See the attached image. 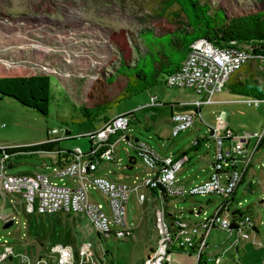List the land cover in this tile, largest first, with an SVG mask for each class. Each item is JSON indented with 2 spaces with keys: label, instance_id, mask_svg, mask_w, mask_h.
Instances as JSON below:
<instances>
[{
  "label": "rangeland",
  "instance_id": "rangeland-1",
  "mask_svg": "<svg viewBox=\"0 0 264 264\" xmlns=\"http://www.w3.org/2000/svg\"><path fill=\"white\" fill-rule=\"evenodd\" d=\"M179 1L0 0V66L21 68L31 75L35 68L32 63L41 64L46 68L42 73L50 75L52 84L47 117L14 100H0V124L7 125L0 128V146L31 147L47 143V133L54 129L69 130L77 138L57 142L52 151L23 153V158L13 160L14 168L8 171L9 175L48 173L57 167L59 151L66 152L76 146L83 150L89 148L84 137L103 123L84 120L78 109L86 103L94 81L99 76L110 78L124 64L136 65L152 49L150 40L171 37L174 43L178 31L190 26L188 9ZM201 3L210 4L213 11H223L228 19L264 10V0H201ZM160 26L173 34L164 33ZM251 69L258 81L264 83L261 67L253 64ZM164 80L162 76L153 89L113 107L108 116L134 113L137 120L125 132L130 138L147 143L158 154L174 161L187 156V163L176 174L178 184L187 190L200 187L209 178L215 159L212 130L225 127L236 135V143L248 146L250 151L255 149L258 138L264 136V103L257 108L249 107L244 102L247 97L231 94L225 88L215 95V104L202 108V118H197L192 128L173 138L171 116L193 113L191 104L202 97L193 90L167 87ZM154 96L157 101L152 105ZM196 140L200 142L198 147L194 146ZM147 173L133 147L121 137L114 161L101 163L97 175L123 183H132L138 177L140 183ZM64 182L68 184L69 180ZM243 182L230 214L248 212L259 233L252 234L251 243L240 244L241 264H264L261 258L264 254V144L255 152ZM249 183H252V193L246 190ZM143 192L147 196L145 203L140 204L136 194H132L127 205V227L132 230L127 239L100 241L83 216L24 214L17 207V221L10 229L3 230L4 224L0 223V245L5 240L16 247L20 242L27 245L29 240L38 245L39 241L44 263L49 260L47 254L52 246L63 243L74 248L77 264H140L157 246L158 217L163 209V203L153 197L151 190ZM91 195L96 202L106 203L104 195L92 190ZM222 203L221 197L207 195L170 199L168 205L176 217L199 223L212 217ZM200 208L201 215H190ZM213 234L212 243L217 244L219 233ZM21 250L16 248V253H24ZM229 259L230 256H225L223 264H231ZM169 264H197V260L176 252Z\"/></svg>",
  "mask_w": 264,
  "mask_h": 264
},
{
  "label": "built area",
  "instance_id": "built-area-1",
  "mask_svg": "<svg viewBox=\"0 0 264 264\" xmlns=\"http://www.w3.org/2000/svg\"><path fill=\"white\" fill-rule=\"evenodd\" d=\"M229 48H218L205 39L191 45V51L178 71L168 75L164 83L167 87L193 90L202 98L191 106L193 113L173 114L171 116L172 137L192 128L197 118H202V108L216 102V94L222 93L233 78L245 80L250 73L247 67L257 64L264 72V52H257L255 44H239L234 42ZM43 72L46 68L40 66ZM46 71V70H45ZM249 74V75H248ZM48 75V74H47ZM157 97L151 98L155 105ZM247 106L259 107L261 99L248 98ZM134 113L116 116L104 123L100 129L88 133L84 138L89 148L83 150L76 146L71 150L72 160L64 165H57L50 172H38L32 175H9L14 168L8 164L19 146H0V223L17 221L16 208L27 212L46 216H83L102 241L124 240L131 236L132 230L127 227V205L132 194L139 195L145 202L147 196L143 190L163 192L170 199L194 196L215 195L224 199L214 215L199 223L184 221L170 213L166 203L159 214L160 236L157 246L140 264H169L173 253L181 252L193 256L201 264H220L225 251L214 248L210 237L214 231H220L232 239L234 247L241 241L250 239L254 228L252 217L246 212L230 214L234 195L241 186L245 173L250 168L259 142L253 151L235 141V134L221 126V130L213 131L215 139V159L208 180L200 187L187 190L178 184L177 172L187 159L174 161L171 157L158 154L143 141L132 142L137 157L147 169V175L139 183L137 177L132 183L113 181L108 177L96 175L99 165L112 162L115 158L116 143H109L111 136L125 132L135 122ZM221 119L219 116L218 121ZM1 123V127H6ZM125 138V137H124ZM67 130L54 129L47 133V143L73 140ZM69 180L67 184L64 182ZM91 190L106 198V203H98L93 199ZM9 210V212H7ZM167 213L171 215L168 220ZM234 238H232V236ZM34 255V253H33ZM16 253V245L7 241L0 245V264H77L74 248L56 243L49 251V260L44 263L41 255ZM86 254H83V258ZM233 264H240L233 261Z\"/></svg>",
  "mask_w": 264,
  "mask_h": 264
},
{
  "label": "trees",
  "instance_id": "trees-1",
  "mask_svg": "<svg viewBox=\"0 0 264 264\" xmlns=\"http://www.w3.org/2000/svg\"><path fill=\"white\" fill-rule=\"evenodd\" d=\"M181 1L188 9L185 10L190 26L178 31L174 43L171 37L150 40L149 46L152 49L148 51V56L136 65L124 64L110 78L99 76L87 95L86 103L78 109L84 120L100 121L103 124L109 121L111 117L108 116V113L113 107L153 89L158 85L162 76L166 78L178 71L188 57L191 45L198 40L205 39L222 49L233 46L234 42L252 43L257 46V52H264V10L258 13L238 14L228 19L223 11H213L210 4L201 3V0H180L179 2ZM160 28L164 33L173 34L165 27L160 26ZM40 65L32 63L35 68L34 71L32 70L34 74L31 75L25 74L21 68L0 66L2 68L0 69V100L8 98L43 117L49 116L52 84L50 75L42 73L39 69ZM37 66L38 68H36ZM227 89L234 95L264 100V83L259 82L254 73H251L243 81L233 78ZM121 137L131 141L129 135L119 132L111 136L109 143H116ZM133 139L136 140V138ZM263 144L264 138L259 142L257 149ZM56 145L57 142L41 143L10 151L13 156L8 160V164L14 165L13 160L23 158V153L52 151ZM197 145H200L199 140H197ZM71 160V151L59 153L57 165L67 164ZM243 181L241 185L244 183ZM151 192L153 197H158L166 203L169 202L163 192L160 195L155 190H151ZM246 213L248 214V212ZM167 218L171 219V215L168 213ZM197 264H201V261Z\"/></svg>",
  "mask_w": 264,
  "mask_h": 264
},
{
  "label": "crops",
  "instance_id": "crops-1",
  "mask_svg": "<svg viewBox=\"0 0 264 264\" xmlns=\"http://www.w3.org/2000/svg\"><path fill=\"white\" fill-rule=\"evenodd\" d=\"M252 66V65H251ZM251 66L250 67H247L246 69H247V73H249V72H252V69H251ZM253 73V72H252ZM251 74V73H250ZM249 75V74H248ZM247 98H249V97H247ZM262 100V99H261ZM262 103H264V100H262ZM250 107V106H249ZM260 107V106H259ZM254 108H256V107H254ZM135 117H136V115H134ZM136 119H137V117H136ZM102 127V126H101ZM101 127H99L98 129H100ZM97 129V130H98ZM96 130V131H97ZM226 130H228V129H226ZM93 132H95V131H93ZM230 132H232V131H230ZM233 133V132H232ZM234 134V133H233ZM236 136V135H235ZM72 137H74V136H72ZM134 139L133 138H131V141L129 142V144L130 143H132V142H135V140L133 141ZM236 141V140H235ZM62 142H65V141H62ZM61 142V143H62ZM68 142V141H67ZM117 143H118V141H117ZM131 145V144H130ZM194 146L195 147H198L199 145H197V140L195 141V143H194ZM131 147H133V146H131ZM133 149H134V147H133ZM68 151V150H67ZM69 151H71V150H69ZM65 151H59V153H64ZM59 155V154H58ZM187 156H184V157H182V159H187L186 158ZM187 161H188V159H187ZM187 161H186V163H187ZM185 163V164H186ZM133 164H136V160L133 162ZM184 164V165H185ZM98 171H99V168H98ZM98 171H97V173H96V175L98 174ZM100 175V174H99ZM98 175V176H99ZM144 191V190H143ZM144 193V192H143ZM236 193H237V191H236ZM236 193H235V195H236ZM145 194V193H144ZM146 195V194H145ZM235 195H234V198H235ZM136 196H137V198H138V202L140 203V204H143V203H145L146 201H147V199H146V201L145 202H141L140 200H139V195H137L136 194ZM156 199H158V200H160L163 204H162V207H163V209H164V207H165V203L166 202H164V201H162L161 199H159L158 197H155ZM129 204V203H128ZM162 209V210H163ZM162 212V211H161ZM160 212V213H161ZM158 220H159V217H158ZM253 222H254V228H253V230H252V232H250V239L249 240H246V241H241L239 244H237L236 246H234V247H232L231 246V243H232V239L231 238H229L227 235H225L224 233H222V232H220V231H214L213 233H215V232H217V233H219V236H220V240H219V242L217 243V244H213L212 243V236L214 235L213 233L211 234V237H210V244H211V246L212 247H214L215 249L216 248H221L223 251H225V256H230V262H231V264H233V261H238L240 264H241V259H240V244L242 243V242H248V243H251L252 242V234H254V233H256V234H258L259 233V230H258V225L255 223V220L253 219ZM234 236L235 235H233L232 236V238H234ZM256 245H258V242H254ZM260 243V242H259ZM37 244L38 245H36L35 243H33V241L32 242H30L29 240L27 241V245L26 244H24L23 242H20V243H17V247L16 248H20V249H24V253H27V254H31V255H33V253H34V255L33 256H38V255H41V251H42V244H41V242H39V241H37ZM259 246H262V244L260 245L259 244ZM29 247H31L30 249V251H27V249L26 248H29ZM21 250V251H22ZM172 256V255H171ZM171 256H170V258H171ZM224 256V257H225ZM263 260H264V254H262V257H261ZM197 260V259H196ZM198 263V262H197ZM220 264H223V262H221Z\"/></svg>",
  "mask_w": 264,
  "mask_h": 264
},
{
  "label": "water",
  "instance_id": "water-1",
  "mask_svg": "<svg viewBox=\"0 0 264 264\" xmlns=\"http://www.w3.org/2000/svg\"><path fill=\"white\" fill-rule=\"evenodd\" d=\"M212 135H213V130L211 131V136H212ZM126 141L129 143L128 139H127ZM138 141H139V139L136 138L135 142H138ZM246 190H247L248 193H252V191H253V190H252V183H249V184L247 185ZM193 214H196L197 216L201 215V214H202V208H200V209L198 210V212H196V213H195V211H191V212H190V215H193ZM13 225H14V220H10V221L7 222L6 224H4V226H3V230H8V229H10Z\"/></svg>",
  "mask_w": 264,
  "mask_h": 264
},
{
  "label": "bare ground",
  "instance_id": "bare-ground-1",
  "mask_svg": "<svg viewBox=\"0 0 264 264\" xmlns=\"http://www.w3.org/2000/svg\"><path fill=\"white\" fill-rule=\"evenodd\" d=\"M125 132H126V131H125ZM125 132H124V133H125ZM135 143H137V142H135ZM130 144H131V143H130ZM134 150H135V148H134ZM135 151H136V150H135ZM136 155H137V154H136Z\"/></svg>",
  "mask_w": 264,
  "mask_h": 264
}]
</instances>
